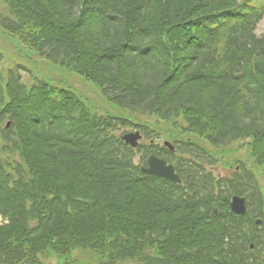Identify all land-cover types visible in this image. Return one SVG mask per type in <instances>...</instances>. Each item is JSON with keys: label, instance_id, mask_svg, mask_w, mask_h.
Masks as SVG:
<instances>
[{"label": "trees", "instance_id": "1", "mask_svg": "<svg viewBox=\"0 0 264 264\" xmlns=\"http://www.w3.org/2000/svg\"><path fill=\"white\" fill-rule=\"evenodd\" d=\"M3 2V31L182 138L174 151L132 148L121 129L152 140L157 129L92 111L36 75L26 83L21 65L0 71V264H47L43 253L57 264H264V231L220 197L252 199L251 184L207 170L199 144L241 140L264 165V0ZM150 154L172 161L181 183L142 174Z\"/></svg>", "mask_w": 264, "mask_h": 264}, {"label": "rangeland", "instance_id": "2", "mask_svg": "<svg viewBox=\"0 0 264 264\" xmlns=\"http://www.w3.org/2000/svg\"><path fill=\"white\" fill-rule=\"evenodd\" d=\"M0 10L5 11V4L3 0H0ZM264 33V17L260 21L257 34L262 35ZM0 54L2 55L0 61V71H4L5 68L14 66L16 64L25 67L29 72H22V80L29 83L33 75L44 79L56 86L68 88L75 91L90 107L92 111L97 113H115L118 115H123L134 122L147 124L149 127L157 129V133H153L154 141L159 145L163 144V141L172 142L174 138H182L178 132H176L172 127H170L165 122L155 118L154 116H143L138 114H132L124 109H117L115 105L110 104L106 101L100 91L94 86L90 81L84 79L82 76L77 75L74 72L67 70L64 67L55 65L38 56L34 51L25 47L16 36L11 35L0 28ZM140 133L141 129H138ZM136 129L133 126L125 127L119 132L128 133L134 132ZM143 135V134H142ZM185 136V135H184ZM149 138L142 137L139 142H148ZM199 144L204 146L209 154L214 153L216 156L213 166H208L213 169L214 175H223L225 177H232L234 172H242L243 167L248 168L253 174H255L254 179L252 178V183L259 186L260 197L264 200V165H257L254 163L253 159L249 156L247 149L244 146V141L237 140L229 144L222 149L215 148L211 145L204 143V141L199 140ZM136 161H139V156L136 157ZM253 194L258 198L256 190ZM257 199L253 200V208L256 209L254 213L258 212L259 205H255ZM264 205V202H263ZM216 209V208H215ZM217 210V209H216ZM264 214V206H263ZM252 212V213H253ZM255 219H262V216H255ZM259 230L263 233L264 226L259 225ZM75 252V251H74ZM84 254L86 257L90 258V253H83L81 251L77 252L78 257ZM264 253L261 252L260 256ZM40 260L47 264H57L60 260L55 258L51 253H43L39 256ZM140 261L128 260L118 264H139Z\"/></svg>", "mask_w": 264, "mask_h": 264}, {"label": "water", "instance_id": "3", "mask_svg": "<svg viewBox=\"0 0 264 264\" xmlns=\"http://www.w3.org/2000/svg\"><path fill=\"white\" fill-rule=\"evenodd\" d=\"M121 138L131 146H136L140 135L139 132L136 131L133 133H126ZM165 145L171 147L168 142H165ZM141 171L145 174L161 177L171 182H179V177L175 174L173 166L171 164H166L165 160L155 156H149L147 158V166L142 167ZM230 207L233 212L243 214L245 212L244 199L233 196L230 202Z\"/></svg>", "mask_w": 264, "mask_h": 264}]
</instances>
